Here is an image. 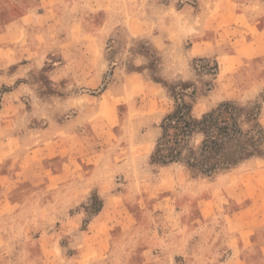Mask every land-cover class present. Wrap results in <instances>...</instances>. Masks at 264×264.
Wrapping results in <instances>:
<instances>
[{"label": "rangeland", "instance_id": "1", "mask_svg": "<svg viewBox=\"0 0 264 264\" xmlns=\"http://www.w3.org/2000/svg\"><path fill=\"white\" fill-rule=\"evenodd\" d=\"M46 39L38 63L21 68L16 107L11 111L0 105V174L35 173L27 182L10 184L20 205L0 221L5 241L0 242V264H45L48 239L61 243L68 260L81 249L79 237L89 220L90 234L103 238L99 249L112 253L90 264H217L227 258L218 237L234 232L228 226L232 216L254 202L253 186L264 185V176L255 174L264 171V157L226 172L232 186L241 188L230 195L219 187L223 174L206 179L192 177L181 166L149 165L159 124L173 106L166 90L149 77L194 83L199 91L193 113L200 116L223 101L254 100L264 87V58L229 94L231 86L221 90L217 77L207 92L212 77L198 75L192 62L190 74L170 72L163 52L156 56L160 66L149 70L155 56L149 37L130 38L121 26L103 47L99 42L98 49L86 53L60 47L58 33ZM261 122L264 126V112ZM55 174L66 178L51 179ZM68 190L85 194L73 207L57 208ZM94 194L106 206L102 216L92 215ZM260 205L264 221V200ZM255 212L238 218L242 227ZM71 216L78 217V226L65 231L61 222ZM156 236L162 237V246L153 249ZM261 236L264 226L253 241Z\"/></svg>", "mask_w": 264, "mask_h": 264}, {"label": "crops", "instance_id": "2", "mask_svg": "<svg viewBox=\"0 0 264 264\" xmlns=\"http://www.w3.org/2000/svg\"><path fill=\"white\" fill-rule=\"evenodd\" d=\"M118 26L130 38L149 37L153 48L166 55L167 67L175 74H190L189 64L195 58L215 57L219 87L223 90L231 86L229 94L233 93L232 85L242 86L244 78L253 73V63L264 58V0H182L180 3L179 0H0V105L11 111L16 107L21 68L38 63L46 36L58 33L63 36V42L58 43L60 47L86 53L98 49L99 42L103 47ZM184 44L188 47L184 48ZM45 45V48L52 46ZM255 174L264 176V171ZM16 176L0 174V221H6L20 205L14 202L19 195L10 184L27 182L35 173L26 170ZM65 176L55 174L50 178L63 180ZM218 180L220 189L228 195L241 189L232 186L230 173ZM253 189L257 195L254 202L248 210L234 214L228 225L233 226L234 232L218 237L227 249V258L217 264H264V236L253 241L264 226L262 213L258 211L264 200V185L260 183ZM84 194L81 190L66 191L62 206L57 208L73 207ZM253 210L256 212L244 219L248 225L242 227L238 218ZM98 220L101 222L103 217ZM61 223L65 231H70L78 226L79 220L71 216ZM88 227L94 228L92 222ZM88 229L79 237L82 246L78 254L68 260L63 258L61 243L56 246L48 239L51 244L47 243L44 249V263L90 264L103 256H112L111 252L103 253L99 249L103 246L102 236L90 234ZM153 239L152 248H160L162 237ZM0 242L5 241L0 238ZM190 242H186V251L191 248ZM245 250L248 257L243 254ZM40 259L42 262V255Z\"/></svg>", "mask_w": 264, "mask_h": 264}, {"label": "trees", "instance_id": "3", "mask_svg": "<svg viewBox=\"0 0 264 264\" xmlns=\"http://www.w3.org/2000/svg\"><path fill=\"white\" fill-rule=\"evenodd\" d=\"M151 47V46H150ZM154 59L149 70L160 66V52L151 47ZM193 70L201 76L212 77L206 82L211 91L219 67L214 57L195 58ZM149 80L160 85L168 93L173 106L159 124L160 135L150 154L149 165L166 167L181 166L192 177L212 179L219 174L252 160L264 157V87L259 95L246 103L228 100L200 116L194 115L199 89L186 81L167 82L151 76ZM105 83L99 89L102 92ZM91 199L97 204L93 217L103 208V201L94 194ZM91 220L83 225L86 227Z\"/></svg>", "mask_w": 264, "mask_h": 264}]
</instances>
